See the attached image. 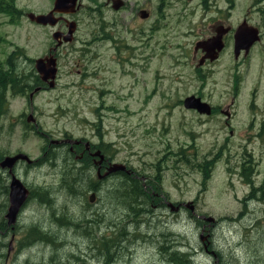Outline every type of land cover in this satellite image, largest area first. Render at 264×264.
<instances>
[{
    "label": "rangeland",
    "instance_id": "1",
    "mask_svg": "<svg viewBox=\"0 0 264 264\" xmlns=\"http://www.w3.org/2000/svg\"><path fill=\"white\" fill-rule=\"evenodd\" d=\"M122 1L114 10L109 0H79L78 10L69 15L76 23L73 39L56 51L54 86L33 93L30 101L28 93L6 94L1 157L20 152L34 161L19 160L11 169L34 197L21 204L10 228L4 217L8 197L0 195V226L7 227L0 235V264H176L162 255L168 248L191 255V264H212L198 238L200 233L205 243L207 231L212 242L205 247L223 264H264V0H186V14L184 0ZM230 4L233 15L226 19L256 23L260 40L237 68L224 54L210 65L213 73L202 77L193 69V43L214 23V10ZM15 5L21 11L17 19L0 15V59L14 46L31 59L46 55L57 25L35 24L26 14L46 13L52 0H15ZM139 9L148 16L140 18ZM16 66L29 70L22 59ZM230 77L238 83L236 94ZM197 92L209 105L229 106L233 117L225 123L222 113L205 118L184 107L182 100ZM29 113L34 123L26 121ZM43 135L102 140L108 160L148 176L165 207H152L158 198L151 194L132 214L121 201L111 200L113 178L110 188L98 187L90 202L95 172L85 176L82 169V177L75 178L70 169L83 166ZM182 147L186 163L175 155ZM51 152L54 159L42 164ZM245 159L249 171L238 174ZM6 171L0 169V175L9 184ZM251 187L255 192L246 198ZM44 189L49 195H35ZM180 202L184 209L172 212ZM32 225L48 232L51 242L27 245Z\"/></svg>",
    "mask_w": 264,
    "mask_h": 264
},
{
    "label": "flooded vegetation",
    "instance_id": "2",
    "mask_svg": "<svg viewBox=\"0 0 264 264\" xmlns=\"http://www.w3.org/2000/svg\"><path fill=\"white\" fill-rule=\"evenodd\" d=\"M109 1H110V6H111V4H112L111 0H109ZM120 1H121V6H123V1L122 0H120ZM232 5L233 4H230V8L225 7L222 9L214 10V13H217L216 14L217 18L214 20L213 24L208 26V30L206 28L203 31V33L201 34V36L199 37V39H197V41L201 42L200 47L195 49L194 43H193L192 53H193V56L197 57V63L194 65L193 69H195V68L199 69L202 77H206L207 75H211L213 73L212 67H210V65H212L215 62L222 59L224 54H227V56L230 57V59L234 63L233 67L237 68L238 60L241 58L250 57V54H251L255 44L258 43V41L260 40V37H261L260 27L255 25L256 23L252 24L247 18H242L240 22L236 21L235 23L226 19V18L231 17L233 15L232 14V12H233ZM140 11H144L146 13V16L141 17ZM181 12L186 14V0H184V5H183ZM54 15L58 16L59 14L54 13ZM69 15L70 14H66V15L63 14L62 16L65 19L71 20V18H69ZM138 15L140 18L143 19V18H146L148 16V13L144 9H139ZM234 15H236V14H234ZM223 19L228 20L230 23L223 21ZM242 24H246L249 28H245L244 31L242 30L238 34V28ZM56 25H57V29H55L56 31H59L61 33H65L66 28H65L64 21H62V20L57 21L53 27H55ZM62 28H64V29H62ZM254 29H255L256 34H257V40L252 42V44L248 47L247 50H244L243 48H239L238 50L235 51V49H234L235 44H236V46H239V47L243 46L244 47L247 40L252 36V33L255 32ZM55 30H53V31H55ZM236 31H237V37H238V39H240V41H235ZM214 39L216 40V44L213 45L212 49H210L208 47V42L210 40H214ZM53 44H54V41H53L52 45ZM63 44H65V43L62 42L56 48L55 53H54V57L56 55V51H58V49L61 46H63ZM52 45L48 47L46 54L49 53V49L52 47ZM55 59H56V57H55ZM234 74H236V73H234ZM230 82L232 85V90H234L235 94H236L237 90L239 88L238 83L233 84L231 77H230ZM39 86L42 87L39 89V91L41 89L45 88L44 83H41ZM192 95L194 97H198L201 102H204L208 105V112L207 113H201L200 114L199 112L196 111L198 114L204 115L205 118L212 117V116H214V114H217V113H222V114H224V117H225L224 122L227 123V120H229L233 117L234 114H232L229 111V106H226V108L224 110H222L219 105H217V106L209 105L205 100H203L201 98L200 92L199 93L197 92L196 94H192ZM193 110L195 111V109H193ZM262 112H264V110H262ZM262 119H261V122H262L261 124H262V128H264V116H262ZM230 133H232V131H230ZM40 138L42 140H56L57 142L52 143V145L56 148V150H58V148L67 149V150H65V154L67 156L68 155L72 156V160H75L76 163L80 162L79 164H81L83 166L82 168L70 169V172H75V173L79 174L78 177H82L83 170L85 171V172H83V174L85 173V176H90L89 171L95 172V180H93V182L91 183V186H88L89 191H92L91 193L94 194L96 189L102 185H103V187H105L106 190H108L110 188L111 178H113V180H115V182H116L117 181V177H116L117 175H119L120 177H122V175H127V176H131L132 178H135V180L139 181L140 187L142 188L143 191L146 192L147 195L151 196V194H152V196H155V195L157 196L158 201H156L152 207H160V206L165 207V199H164L163 194L162 193L156 194L153 192L152 186H153L154 182L151 181L150 179H148V176H145L141 173L138 174L137 172H134L131 170H124V169L117 168V169H114L111 171L110 169H108L111 167L112 163L110 162V160H108V157L106 156V153H105V149L107 148L108 144L102 143V140H99L98 142L92 143V142H89L88 139H86L84 137L71 138V137H68L65 135L58 137V138H53V139L49 138L48 136L43 135ZM96 151H98V155H94V153ZM99 155H101L102 158L98 162ZM175 155L183 163H186V147H182L181 150ZM218 155H219V153L215 154L214 157L212 159H210L209 163L207 164V168H210L211 163H213V165H214V163L218 159ZM245 162H248V160H246V161L243 160L242 162L239 163L240 169H237L238 174L243 175V174H245V172L249 171L248 169L244 168ZM250 171H253V170H250ZM10 174H12V172H10ZM6 175H9V173L7 171H6ZM263 176H264V174H263ZM0 180L3 181V183L5 185V190H7L6 195L8 196V190H9L8 185L9 184L4 182V178L1 175H0ZM5 181H7V180H5ZM79 183H81V180H79ZM22 184L24 185L23 182H22ZM26 189H27V187H26ZM252 190H254V187L249 188L248 194L246 195V198L250 197L249 194ZM28 194H29V191L27 189V197H28ZM27 200L28 199H26V201ZM177 204H179V207L176 211H172L174 213H178L180 211V209H184L183 207H185V205H183V203H181V202L177 203ZM190 206H191V210L193 211L192 204H190ZM7 207H8V205H7ZM168 208H169V211H171V207L169 206ZM21 209H22V207H19L17 214L20 213L19 210H21ZM17 214H16V216H17ZM4 217H5V215H4ZM4 217L2 216V220H4ZM199 218L204 220V218H202V216H200ZM16 219H17V217H15L14 223H15ZM2 222L4 225L6 223L7 226H11L10 228H12V226L14 224V223L13 224L10 223V225H8L9 223L7 222V219H6L5 223H4V221H2ZM1 228H2V230H1ZM6 230H7L6 226L5 227L0 226V235H5ZM207 233H208L206 235L207 240L205 241V243H203L204 239L200 235V233L198 234L199 240L202 241L201 242V244H202L201 248L205 250L204 252L209 254L212 264H223L222 258H221V256H219V254L217 252H214L213 250L205 247L208 244L210 245V243L212 242L210 233L208 231H207ZM10 248H11V245L9 243L8 249H10ZM169 251H171L170 248H168L166 250V252H169ZM157 252L159 254H161L159 249ZM163 254L164 253H162V255ZM188 256H189V258H187V264H191V261H192L191 255H188ZM167 261L171 262L169 259H167Z\"/></svg>",
    "mask_w": 264,
    "mask_h": 264
},
{
    "label": "water",
    "instance_id": "3",
    "mask_svg": "<svg viewBox=\"0 0 264 264\" xmlns=\"http://www.w3.org/2000/svg\"><path fill=\"white\" fill-rule=\"evenodd\" d=\"M111 7L114 10H117L121 6L120 0H111ZM80 6L79 0H53L52 7L46 13H33L29 12L26 14L28 20L32 21L35 24L39 25H49L54 26L57 21L62 20L64 21L66 31L65 33H61L59 31L51 32V39L54 41L53 47L49 49V53L33 59V69L38 76V79L41 83H44L45 88H52L55 83V76L57 72L56 66V59L54 57V53L56 48L62 43H67L72 41L73 33L76 29V23L74 20L65 19L62 15L72 14L78 10ZM54 13H58L59 15L55 16ZM140 16L145 17L146 13L144 11H140ZM245 28H249L246 24H242L238 28V34ZM255 31V29H254ZM235 41H240L237 37V31L235 33ZM237 39V40H236ZM257 40L256 31L252 33V36L247 40L246 44L243 46H234L235 51L239 48H243L247 50L248 47L252 44V42ZM237 43V42H236ZM216 44V40H210L208 42V47L212 49L213 45ZM201 45L200 41L194 43V48L197 49ZM212 45V46H211ZM42 88L41 86L34 87L27 95L28 100H31L33 93L39 91ZM182 104L186 108L195 109L199 113H207L208 112V105L204 102H201L198 97H194L193 95L185 97L182 100ZM26 121H31L34 123L35 119L32 117L31 113H29L26 117ZM52 143L57 142L56 140H51ZM94 155H98V151L94 153ZM101 155H99L98 162L101 159ZM23 160L26 164H30L31 161L24 153H16L14 155H8L2 157L0 160V169H8V172H11L14 164L19 161ZM124 169L123 166H118L112 164L110 168L111 171L114 169ZM8 207L5 214L8 223H13L17 214V211L21 204L26 201L27 199V189L22 184L19 178L15 175H10V182L8 185ZM94 194H90L88 200L91 202L93 200ZM187 207L191 209L190 204H187ZM207 221L212 220V218H205Z\"/></svg>",
    "mask_w": 264,
    "mask_h": 264
},
{
    "label": "trees",
    "instance_id": "4",
    "mask_svg": "<svg viewBox=\"0 0 264 264\" xmlns=\"http://www.w3.org/2000/svg\"><path fill=\"white\" fill-rule=\"evenodd\" d=\"M21 14L20 9L15 5V0H0V15H4L8 17V20L12 22L17 19ZM18 59H22L27 62L29 65V70L20 72L16 66V61ZM33 59L29 58L25 55L23 48L14 46L11 51H9L3 59H0V117L6 115L7 112V104H6V94L13 95H24L29 93L34 87L39 86L41 82L38 79L37 74L35 73L32 67ZM55 152H51L50 154H46L41 158L42 164L50 162L54 159ZM188 155H186L187 161ZM2 159L0 153V160ZM31 164H34L33 162ZM198 167V164H197ZM74 177L78 178L77 173L73 172ZM121 174V173H120ZM117 181L114 182L113 188L109 189V192L112 193L111 200L116 202H122L127 206V210L132 212L136 209V207L142 208V204L148 202L145 196H148L145 191L140 187V182L132 178L131 176L119 175L116 176ZM74 183V180H73ZM39 188V187H38ZM29 191L27 199L33 198V190L27 188ZM45 190V189H44ZM42 191V190H41ZM255 192V190H254ZM6 195L7 190H5V185L3 181L0 180V195ZM253 191L251 192V194ZM49 195L48 191H42L39 193L35 192V195ZM49 199V198H48ZM60 219V218H59ZM159 235L162 237L160 241H167V238L160 232ZM50 234L46 231L42 232L37 226L32 225L28 228L25 235L26 244L34 243L35 241H48ZM161 244V242H160ZM159 244V245H160ZM160 250L163 249V245H160ZM106 249V247H105ZM166 249V246H165ZM104 250V249H103ZM163 255H166L170 260L174 261L176 264H186L187 258L186 254L179 253L176 249L166 252V250H162ZM105 256L109 255V252H105Z\"/></svg>",
    "mask_w": 264,
    "mask_h": 264
},
{
    "label": "bare ground",
    "instance_id": "5",
    "mask_svg": "<svg viewBox=\"0 0 264 264\" xmlns=\"http://www.w3.org/2000/svg\"><path fill=\"white\" fill-rule=\"evenodd\" d=\"M239 41V40H238Z\"/></svg>",
    "mask_w": 264,
    "mask_h": 264
}]
</instances>
